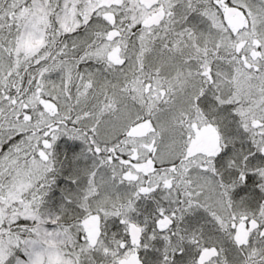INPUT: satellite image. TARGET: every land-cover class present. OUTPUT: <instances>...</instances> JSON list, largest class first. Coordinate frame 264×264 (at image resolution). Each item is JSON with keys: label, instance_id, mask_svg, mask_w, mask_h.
Returning a JSON list of instances; mask_svg holds the SVG:
<instances>
[{"label": "snow or ice", "instance_id": "1", "mask_svg": "<svg viewBox=\"0 0 264 264\" xmlns=\"http://www.w3.org/2000/svg\"><path fill=\"white\" fill-rule=\"evenodd\" d=\"M0 264H264V0H0Z\"/></svg>", "mask_w": 264, "mask_h": 264}]
</instances>
